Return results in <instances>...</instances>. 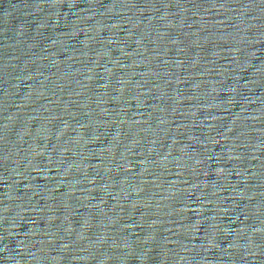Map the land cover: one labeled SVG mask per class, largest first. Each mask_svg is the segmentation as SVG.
<instances>
[{
    "label": "water",
    "instance_id": "95a60500",
    "mask_svg": "<svg viewBox=\"0 0 264 264\" xmlns=\"http://www.w3.org/2000/svg\"><path fill=\"white\" fill-rule=\"evenodd\" d=\"M0 264H264V0H0Z\"/></svg>",
    "mask_w": 264,
    "mask_h": 264
}]
</instances>
